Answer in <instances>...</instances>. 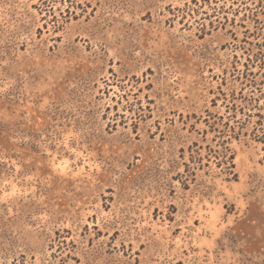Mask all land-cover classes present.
<instances>
[{
	"label": "rangeland",
	"instance_id": "374dc122",
	"mask_svg": "<svg viewBox=\"0 0 264 264\" xmlns=\"http://www.w3.org/2000/svg\"><path fill=\"white\" fill-rule=\"evenodd\" d=\"M0 264H264V0H0Z\"/></svg>",
	"mask_w": 264,
	"mask_h": 264
}]
</instances>
